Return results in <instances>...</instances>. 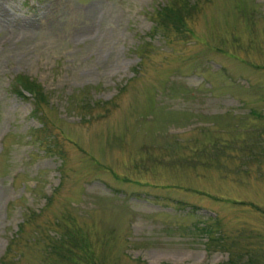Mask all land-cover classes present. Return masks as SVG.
<instances>
[{
  "label": "rangeland",
  "instance_id": "rangeland-1",
  "mask_svg": "<svg viewBox=\"0 0 264 264\" xmlns=\"http://www.w3.org/2000/svg\"><path fill=\"white\" fill-rule=\"evenodd\" d=\"M162 1L0 0V264H264V0Z\"/></svg>",
  "mask_w": 264,
  "mask_h": 264
},
{
  "label": "trees",
  "instance_id": "trees-1",
  "mask_svg": "<svg viewBox=\"0 0 264 264\" xmlns=\"http://www.w3.org/2000/svg\"><path fill=\"white\" fill-rule=\"evenodd\" d=\"M195 8V2L190 0H163L154 10L155 15L153 16V22L149 35L153 34L157 29L168 30L171 29L176 33H183L186 28V18L189 17L191 11ZM148 42H143L139 48L143 49L144 44ZM10 88L16 92V94L22 97L26 96L24 91L32 95V99L35 101V109L32 114L36 118L46 116L42 111H40V103L44 98V94L39 90L38 85L30 80L27 76L23 74H17L11 81ZM39 109V110H38ZM41 119V118H40ZM40 126L38 127L42 134L47 131V124L42 119ZM47 122V119H46ZM45 127V128H44ZM43 136V135H42ZM44 137V136H43ZM45 150H51V146L46 144L44 146ZM49 198L47 199V201ZM40 210L35 211L38 213ZM31 213H34L33 211ZM47 243L45 246V255L47 258H52L51 264H84V262L89 264H97L91 258V252L89 251L88 237L76 234H70L66 231H57L56 235H50L47 238ZM90 242V241H89ZM5 253V252H4ZM88 260V261H87ZM100 264V263H99Z\"/></svg>",
  "mask_w": 264,
  "mask_h": 264
},
{
  "label": "bare ground",
  "instance_id": "bare-ground-1",
  "mask_svg": "<svg viewBox=\"0 0 264 264\" xmlns=\"http://www.w3.org/2000/svg\"><path fill=\"white\" fill-rule=\"evenodd\" d=\"M153 254V253H152ZM161 258V257H160Z\"/></svg>",
  "mask_w": 264,
  "mask_h": 264
}]
</instances>
